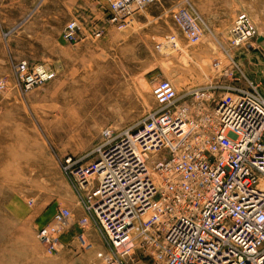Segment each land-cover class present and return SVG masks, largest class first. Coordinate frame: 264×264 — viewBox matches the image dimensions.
Listing matches in <instances>:
<instances>
[{
    "label": "rangeland",
    "instance_id": "1",
    "mask_svg": "<svg viewBox=\"0 0 264 264\" xmlns=\"http://www.w3.org/2000/svg\"><path fill=\"white\" fill-rule=\"evenodd\" d=\"M2 4L0 0V8ZM190 5L199 11L192 0H162L123 30L106 24L107 16L96 26L104 30L100 39L87 36L77 44L64 39L65 27L50 16L56 7L47 0H33L32 18L22 25V19L4 23L0 10V82L5 84L0 91V264H105L98 254L107 251L106 241L82 206L84 193L65 162L72 158L87 165L103 130H121L152 113L158 82H172L182 96L237 79L242 87L249 82L259 86L264 96V56L238 55H248L258 40L240 49L231 46V29L242 13L264 38V0H223L225 19H231L219 31L228 53L224 56H189V49L209 36L202 26V41L191 45L174 23L172 12ZM167 35L178 37L177 50H158ZM21 62L45 67L50 81L23 90L15 76ZM206 109L212 113L214 105ZM59 207L72 211L73 223L60 238L58 253L49 255L38 232ZM157 253L155 246L139 240L123 264H165L156 260Z\"/></svg>",
    "mask_w": 264,
    "mask_h": 264
},
{
    "label": "built area",
    "instance_id": "2",
    "mask_svg": "<svg viewBox=\"0 0 264 264\" xmlns=\"http://www.w3.org/2000/svg\"><path fill=\"white\" fill-rule=\"evenodd\" d=\"M160 2L106 0L105 23L123 30ZM172 19L191 45L202 41L203 21L191 5L175 9ZM96 26L85 32L71 21L63 37L71 44L87 36L100 39L104 30ZM258 35L242 13L231 29V46L242 48ZM177 42L167 35L158 50L174 49ZM15 76L25 91L51 79L45 67L28 62L17 65ZM236 83L180 96L172 82L161 81L153 89L152 113L121 130H103L87 165L65 162L84 193L82 206L106 241L107 251L98 254L105 264H123L139 240L155 246L156 260L165 264H264V96L252 82ZM219 94L231 98L217 101ZM72 223V211L59 207L38 232L49 255L58 253Z\"/></svg>",
    "mask_w": 264,
    "mask_h": 264
},
{
    "label": "crops",
    "instance_id": "3",
    "mask_svg": "<svg viewBox=\"0 0 264 264\" xmlns=\"http://www.w3.org/2000/svg\"><path fill=\"white\" fill-rule=\"evenodd\" d=\"M1 10L4 23H15L21 20V24L32 18L33 0H1ZM198 3L197 15L203 21V27L208 30L209 36L205 38L202 44L195 49H189V56H224L228 54L222 42L220 30L228 28L227 22L231 19H225L222 4L223 0H192ZM47 4H54L56 12L50 14L56 16L62 22V27L66 23L78 21L84 31L91 30L95 24L105 22L107 14V4L105 0H47ZM194 9V8H193ZM196 10V9H195ZM24 14V17H22ZM16 16V17H15ZM67 18V19H66ZM65 29V28H64ZM223 35V34H222ZM258 51V53H257ZM239 56H264V47L260 44L253 48L250 53H239Z\"/></svg>",
    "mask_w": 264,
    "mask_h": 264
},
{
    "label": "bare ground",
    "instance_id": "4",
    "mask_svg": "<svg viewBox=\"0 0 264 264\" xmlns=\"http://www.w3.org/2000/svg\"><path fill=\"white\" fill-rule=\"evenodd\" d=\"M233 25H234V24H233ZM202 26H203V24H202ZM202 29H203V28H202ZM203 31H204V30H203ZM175 36H176V35H175ZM176 37H177V36H176ZM259 38H260V37H259V35H258V38H257L256 40H258ZM177 40H178V37H177ZM249 44H250V43H249ZM249 44H248V45H249ZM197 45H198V44H197ZM178 48H179V43L177 42V47L174 48V50H177ZM242 48H243V47H242ZM162 49H169V50L171 49V50H173V48H167V47H166V48H162ZM162 49H160V50H162ZM239 49H240V48H239ZM228 57H231V56H228ZM169 82H170V81H169ZM158 83H159V82H158ZM173 85H174V84H173ZM174 87H175V86H174ZM175 89H176V87H175ZM176 91H177V89H176ZM188 91H189V90H188ZM188 91H187V92H188ZM177 93H178V92H177ZM178 95H179V94H178Z\"/></svg>",
    "mask_w": 264,
    "mask_h": 264
},
{
    "label": "water",
    "instance_id": "5",
    "mask_svg": "<svg viewBox=\"0 0 264 264\" xmlns=\"http://www.w3.org/2000/svg\"><path fill=\"white\" fill-rule=\"evenodd\" d=\"M263 42H264V38H259V39H258V43H259V44H261V43H263Z\"/></svg>",
    "mask_w": 264,
    "mask_h": 264
}]
</instances>
